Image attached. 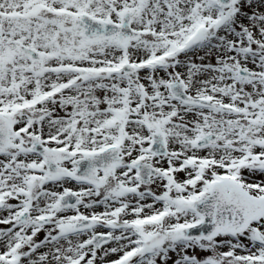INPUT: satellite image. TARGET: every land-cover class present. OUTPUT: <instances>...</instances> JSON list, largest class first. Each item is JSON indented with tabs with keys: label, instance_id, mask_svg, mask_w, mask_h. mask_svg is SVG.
Returning <instances> with one entry per match:
<instances>
[{
	"label": "snow or ice",
	"instance_id": "6c2138e0",
	"mask_svg": "<svg viewBox=\"0 0 264 264\" xmlns=\"http://www.w3.org/2000/svg\"><path fill=\"white\" fill-rule=\"evenodd\" d=\"M0 264H264V0H0Z\"/></svg>",
	"mask_w": 264,
	"mask_h": 264
},
{
	"label": "rangeland",
	"instance_id": "374dc122",
	"mask_svg": "<svg viewBox=\"0 0 264 264\" xmlns=\"http://www.w3.org/2000/svg\"><path fill=\"white\" fill-rule=\"evenodd\" d=\"M0 227H3L2 225H0Z\"/></svg>",
	"mask_w": 264,
	"mask_h": 264
}]
</instances>
